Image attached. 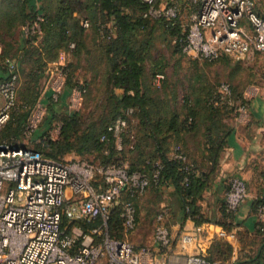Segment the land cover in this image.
<instances>
[{"label": "built area", "instance_id": "built-area-1", "mask_svg": "<svg viewBox=\"0 0 264 264\" xmlns=\"http://www.w3.org/2000/svg\"><path fill=\"white\" fill-rule=\"evenodd\" d=\"M142 1L148 4L149 14L169 21H175L181 10L180 3L175 1L159 7L154 6L156 0ZM187 2L190 7L187 21L182 24L181 35L174 37L184 54L207 61L217 60L223 54L236 59L250 58L257 52L264 54V17L256 11V0ZM82 24L87 26L88 21L83 20ZM26 27L31 33L39 29L37 22ZM8 70V75L0 78V130L16 103L19 84V72L13 62L9 63ZM60 70L64 78L65 71ZM162 78V73H156L153 83L158 85ZM63 80L54 86L53 97L58 95ZM83 90L73 87L71 100ZM233 101L232 89L226 82L220 83L209 100L215 106ZM32 115L25 126V136L40 119V115L37 118ZM107 129L116 135L121 131H133L125 118L116 119ZM172 158L185 161L186 155L176 146ZM156 164L152 173L154 179L160 169V164ZM184 169L192 171L191 164H185ZM96 178H100L101 183L94 184ZM149 180L144 172L130 171L125 161L94 164L81 159L62 160L31 147L0 141V264H97L99 260L103 264L235 263L244 252L238 223L225 226L200 221L187 230L177 225L172 232L170 226L174 224H167L170 213L167 205H162L155 217L157 247L153 250L144 246L137 248L127 239L110 236L107 230L102 233L103 228L107 229L110 208L114 205H120L119 216L124 230L135 228V199L145 192ZM67 189L74 201L66 204ZM248 195L243 178L228 177L224 190L227 210L234 213ZM256 211L257 227L262 229L264 204H259ZM63 216L99 218L100 223L88 232L75 226L68 233L61 226ZM98 235L101 238H97ZM216 240L230 244L229 258L215 259L205 254Z\"/></svg>", "mask_w": 264, "mask_h": 264}, {"label": "trees", "instance_id": "trees-1", "mask_svg": "<svg viewBox=\"0 0 264 264\" xmlns=\"http://www.w3.org/2000/svg\"><path fill=\"white\" fill-rule=\"evenodd\" d=\"M163 2L164 0H156L154 6L159 7ZM92 7L93 10L91 9L87 15H73L72 11L76 10V6L66 0L61 2L55 15H49L46 12L36 13L35 11L25 13L24 26L37 22L39 29L34 33L25 32L26 45L22 50L20 62L18 60L13 62L19 72L16 103L8 120L1 128L0 141L16 146L31 147L45 155L62 160L67 153L73 152L79 156H83L84 153L93 154V159L88 162L94 164L125 161L130 171L138 170L148 175L150 182L146 190L151 186L162 188L163 185H171L174 192L182 197L190 215H199L203 221L222 222L200 213L197 201L202 198L206 183L212 172L215 171L218 153L222 147L223 136H220L222 139L219 138L220 140L216 141L212 132L218 127L222 116L228 112V108H231L232 105H212L209 100L214 95L215 92H213L205 97L203 103L194 102L198 100V96L191 100L185 95L182 102L190 101L189 106L181 103L178 108L174 105L170 110L164 108L163 111L161 106L155 105L157 103L154 101L156 102L155 96L158 93L156 86L163 84L164 76L158 85L153 83L154 75L162 73V71H155L156 69L154 71L152 69L151 72L146 71V68L154 66V63L157 62L152 61L151 56L154 57V55L148 51L151 34L154 29L160 28L166 31L169 36L181 35V10L175 21H169L162 16L149 14V6L142 0H95ZM77 11L82 13L81 9H77ZM256 11L258 12L257 6ZM83 20L88 21L87 26L82 24ZM54 28H57L58 31L51 30ZM141 32L147 33L145 39L137 37V34ZM51 34L57 36L58 42L61 41L65 44L62 49L74 59V62H68L61 66V69L65 71V80L56 99L51 96L49 91L41 94L42 80L46 77V59L56 57L58 51V48L50 46ZM70 42L73 43L72 46ZM174 47L183 54L178 42L174 43ZM95 51L98 52L96 56L89 55ZM4 53L6 55L5 51ZM226 56L223 54L219 59ZM5 57L2 55L0 70L5 69L9 73L8 65L11 59H5ZM80 67L84 76L83 82L79 80L81 76L76 72ZM95 77H98L101 82L105 81L106 95L114 97L115 100L116 110L108 125L118 118L127 120L131 117L133 119L132 133L121 131L116 135L107 129L108 125H105L96 138L73 137L77 113L65 108L67 97L73 87L84 89L81 93L90 89ZM0 78L5 77L1 76ZM26 85L28 91L30 90L28 98L33 97V99L27 105L26 112L17 117L16 134L7 136L8 125L20 100V89ZM116 88H120L121 91L116 92ZM32 89L35 91L32 92ZM37 91L39 92L38 98H36L37 95L35 97L33 95L37 94ZM232 96L234 100L236 95L233 91ZM240 100L244 101L242 97ZM36 102L44 107L45 115L30 134L25 136L24 129ZM154 107L157 110L161 109L162 114L154 117L152 115ZM59 112L65 114L61 122L60 135L52 138L47 134V126ZM208 119L211 120L212 127L207 122ZM199 124L203 126V130L205 129L206 142L209 144L205 158L209 160L210 164L212 163V169L207 172L198 170L197 164L193 161L195 158L191 157L181 144L184 135L195 133ZM207 127H210V131H207ZM102 135H104L103 139H101ZM117 137L120 138L119 141ZM75 138H78L79 143H76ZM36 140H41L43 146L41 144L32 146L29 143V141ZM175 145H178L186 155L185 161L172 158L171 152ZM202 157L204 156L201 155L200 158ZM156 163L160 164V169L157 178L154 179L152 173L156 168ZM187 163L191 164L192 171L184 169V165ZM99 183H101V179L96 178L94 184ZM256 203V208L259 204H264V196L259 197ZM119 211L120 205L110 208L106 230L112 237L119 234L122 229L124 230ZM223 217L228 218L227 222H234V213L227 208L225 211L223 210ZM99 223V218L73 220L63 216L61 226L68 233L71 232L73 226L79 227L83 232H88ZM254 238H256L254 241L256 247L249 248L245 255L234 264H264V223L262 229H257ZM79 242L80 238L76 245ZM261 244L263 245L258 252ZM231 250L230 244L216 240L210 245L209 257L218 252L230 255Z\"/></svg>", "mask_w": 264, "mask_h": 264}, {"label": "crops", "instance_id": "crops-1", "mask_svg": "<svg viewBox=\"0 0 264 264\" xmlns=\"http://www.w3.org/2000/svg\"><path fill=\"white\" fill-rule=\"evenodd\" d=\"M62 1L64 2L66 0H0V62L2 61V55L4 57L6 56L5 59L10 58L11 60L9 62H17V60L20 62L22 50L26 45L25 32L27 27L24 26L25 13L35 11L36 13L46 12L49 15H55ZM69 1L71 5L76 6V10L72 11L73 15H87L91 9L93 10L92 3L95 0ZM173 1L180 3L182 24H184L187 21L190 9L188 2L187 0H164L163 3ZM77 9H81L82 13H78ZM108 24H111V22H108ZM51 30L58 31L57 28ZM50 43V46L58 48V51L56 57L46 59V77L42 80L41 94L49 91L51 96H53L52 92L56 81H62L64 79L60 73L61 66L68 62H74V59L62 49L65 44L61 41L58 42L55 34H51ZM196 58L202 60L198 57ZM7 75V70H0V77H6ZM87 76L89 75L87 74ZM62 86L63 83L58 90V95L62 90ZM252 86L251 89H241L239 91L240 97L245 98L242 101L243 104L238 103L229 109L228 112L224 113L218 127L212 132V135L215 136L214 140L216 141L219 138L222 139L221 137L223 136L222 147L218 153L215 171L210 175L206 183L202 198L197 201L200 213L211 217L215 221H222L220 222L222 225L230 226L232 223L227 222L228 218L223 217V210L225 211L226 209L224 190L227 179L231 175H236L243 178L246 182L249 195L234 212V222L238 223L241 227L240 237L244 247V252L240 254L235 262L241 259L249 248L256 247V244H254L256 238L254 237H256L257 224L259 222L256 202L259 197L264 196V79L262 78L261 81L252 84ZM115 90L116 92L121 91L120 88H116ZM58 95L53 98L56 99ZM158 105L163 110V105L161 103ZM173 106L166 107L170 110ZM178 107L180 105L177 103L176 108ZM227 115L231 117V120L226 124V122L222 121L226 120ZM189 142L190 144H196L193 150L197 151V155L200 150V154L202 155L201 150L204 149H200V143L201 147L205 143L203 126L201 128L198 126V130L195 131V135H193V138ZM182 147L186 152H189L191 157H195L193 155L194 152L191 150L192 147L188 144H185V147L182 144ZM74 154L73 152L67 153V157L64 156V160H70L68 158H70V155L74 156ZM202 158H205V156ZM167 187H169V192L172 195L167 204L170 210L167 224L169 226L171 223L174 224L170 226L172 232H175L177 225L180 229L187 230L193 228L195 223L203 221L199 218V215L189 214L182 197L174 192L173 186L170 185ZM66 197V204L74 201L68 189L66 190ZM83 219L89 220L87 218ZM137 227L138 225L136 223L134 229L136 230ZM221 242L229 244L223 240ZM263 244H261L258 252ZM147 247L153 250L157 247V243L154 240ZM209 248L210 246L205 250V254L208 257ZM230 256L231 254L228 255L218 252L214 253L210 258L225 259Z\"/></svg>", "mask_w": 264, "mask_h": 264}, {"label": "rangeland", "instance_id": "rangeland-1", "mask_svg": "<svg viewBox=\"0 0 264 264\" xmlns=\"http://www.w3.org/2000/svg\"><path fill=\"white\" fill-rule=\"evenodd\" d=\"M256 6L259 14L264 16V0H256ZM146 35L147 33L141 32L137 34V37L139 39H145ZM174 43V37L167 35L166 31L160 28L154 29L149 40L148 51L154 55V57L151 56L152 61L157 62L156 64L154 63V66L150 63L152 67L149 66L146 68V71L151 72L152 69L153 71L154 69H156L155 71L161 70L164 76L163 84L161 83L162 85H159L160 87L156 86L158 93L155 96L156 102L154 101V103H157L155 104L157 107L159 103L163 105V109H167L165 105H176L177 103H179V105L181 103H185L189 106L190 101L182 102V98L185 95L190 97L191 100H194V98L198 96V100H195L194 102L203 103L206 96H208L210 93L216 92L220 83L226 82L230 85L232 91L236 95L233 103L230 104L232 105V108L236 104L241 103L239 92L241 89H251L253 87L252 84H256L263 78V53H254L250 58L236 59L226 56L214 61H204L197 59L193 55L179 53L175 49ZM97 54L98 52L95 51L89 55L96 56ZM76 72L81 76L79 80L83 82L84 76L81 73L82 68L80 67ZM64 80L62 82L63 84ZM57 83H59V81L56 82V84ZM27 85L26 87L23 86L20 89V100L18 101L17 108L13 112V118L8 125L7 136L16 134L17 117L20 114L26 112L27 105L30 104L33 99V97L28 98L30 90L28 91ZM34 91L35 90L32 89V92ZM106 92L107 88L105 81L101 82L98 77L94 78L90 85V89H87L85 92L77 95L75 100H71L72 93L70 91L67 97L65 108L69 111L77 113L75 123L76 127L73 132V137L88 136L89 138H96L101 132L102 128L109 124L108 122L111 121L112 115L116 109L114 106V97L107 96ZM33 95L34 97L37 95L36 98H38L39 92L37 91V94ZM161 112H163L161 109L157 110L154 107L152 110V115L154 117L159 116L162 114ZM32 114L35 115L36 118L40 115V121L45 115L44 107L36 102L31 115ZM64 115V112H59L55 115L53 121L47 126V134L50 137L55 138L60 135L61 122ZM230 118L231 117L227 115L226 120L222 122H226L227 124V122L231 120ZM218 121L219 118L217 119V122ZM127 122L129 125L133 126V119L131 117L127 119ZM207 122H209L210 127H212L211 120L208 119ZM201 127L202 126L199 124V128ZM210 127H207V131H210ZM193 135H195V133L184 135L183 141L181 143L184 145V147L185 144H188L190 147H192L191 150L194 152L193 155L196 157H194L195 159H193V161L197 164L198 170L207 172L212 169V163L210 164L208 159L200 158V150L198 155L197 151L193 150L196 144H190L189 142V140L191 141V138H193ZM204 135L205 143L202 145V147L200 143V149H204L201 150L203 156L206 155L209 147V144L206 142L207 139L205 129ZM25 139L28 140L27 138ZM117 140L119 141L120 138L117 137ZM75 141L76 143H79L78 138H75ZM29 143L32 144V146H38L40 144L43 146L41 140L31 142L29 141ZM176 146L177 145H175V147ZM175 147L173 148L172 152L174 151ZM187 153L189 154V152ZM68 159H81L88 161L93 159V154L84 153L83 156L74 154V156L70 155V158ZM170 197H172V195L169 192V187L166 185H163L162 188H155L153 186L149 187L144 193L138 195L135 199L137 207V229L130 231L122 229L119 234H117L118 236L116 235L115 237L127 239L137 248L151 245L155 236L156 214L162 205L168 204ZM262 220L264 222V218ZM105 230L106 229L103 228L102 233H105ZM96 237L101 238V235ZM97 264H103V261L99 260Z\"/></svg>", "mask_w": 264, "mask_h": 264}]
</instances>
